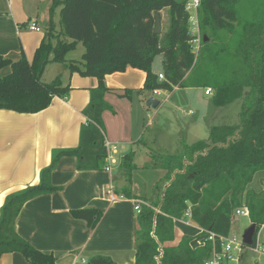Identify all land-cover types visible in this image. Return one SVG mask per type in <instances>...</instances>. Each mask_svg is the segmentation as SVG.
I'll list each match as a JSON object with an SVG mask.
<instances>
[{
	"label": "trees",
	"instance_id": "16d2710c",
	"mask_svg": "<svg viewBox=\"0 0 264 264\" xmlns=\"http://www.w3.org/2000/svg\"><path fill=\"white\" fill-rule=\"evenodd\" d=\"M186 1L52 0V14L61 7V34L68 40L59 36L54 43L51 30L31 61L25 54L18 60L0 55V109L36 113L48 108L55 96L68 94L71 86L64 85L61 76L46 83L42 75L50 62L66 63L65 56L79 43L86 51L82 61L69 64L71 71L99 81L83 111L88 123L81 128L78 146L55 149L37 184L6 197L0 212V258L21 252L33 264H58L54 253L36 248L18 233L16 220L29 200L62 189L52 182V174L63 157L76 156L80 170L104 168L107 148L102 114L110 108L105 99L110 90L105 78L128 67L147 73L144 92L204 87L212 88L217 108L243 101L239 124L211 126L208 139L185 145L177 154L164 157L151 152L153 167L165 170L166 184L161 187L162 179L156 186L161 188V198L143 205L137 215L135 264H205L213 244L193 243L205 233L182 234L176 226L189 207L191 220L219 237L230 235L235 210L247 204L251 222L257 225L256 244L264 224V190L256 192L249 184L264 170V0H201L197 54L191 43ZM166 8L170 29L156 34L155 13ZM159 54L163 55V80L152 71ZM6 68L10 72L1 75ZM132 92L126 89L124 95ZM136 168L132 150L121 161L127 182L122 194L129 197H133ZM71 213L86 220L91 229L104 215L97 207L73 208ZM86 264L117 263L109 256L97 255Z\"/></svg>",
	"mask_w": 264,
	"mask_h": 264
},
{
	"label": "crops",
	"instance_id": "0c3cea01",
	"mask_svg": "<svg viewBox=\"0 0 264 264\" xmlns=\"http://www.w3.org/2000/svg\"><path fill=\"white\" fill-rule=\"evenodd\" d=\"M39 2L45 6L50 5L47 0H0V55L18 60L25 54L31 61L36 49L51 30L54 35L62 31V25L56 26L52 15L39 10ZM164 11L165 9L160 14ZM39 22L43 25L47 23L45 35L30 29V24ZM64 64L68 69L66 78L60 74L50 80L43 74L42 80L50 83L61 76L64 85L71 86L68 94L55 96L48 108L36 113L0 109V212L9 194L40 181V172L51 163L55 149L76 147L80 142L81 128L88 123L83 111L90 102L92 89L98 87L99 81L95 76L71 71L69 62ZM6 69L10 72V68ZM163 72L154 73L160 75ZM146 77L144 70L128 67L124 72L108 74L105 78V83L110 88L105 99L110 108L102 114L103 132L105 139L118 148L113 156L115 162L110 164L111 170L106 169L109 162L107 159L102 169L80 170L76 156L63 157L52 174V182L62 189L29 200L16 220L18 233L36 248L54 253L58 264H86L97 255L109 256L117 264L136 262L135 232L138 214L135 212L134 201L141 199L150 205L152 201L161 198L162 192L161 188H157L151 197H138L131 186L133 197L122 194L127 186L121 169L122 158L132 150L136 156L138 147L148 144L147 141L140 140L153 125L151 120L147 121L152 108L146 104L148 97L158 99L159 94L170 92L167 99H171L180 90L197 88L175 87L172 91L144 92ZM198 88L201 90L200 100L206 102L205 113H211L215 110L212 108H217L212 101L213 90L212 94H207V88ZM126 89L133 91L131 96L124 95ZM206 96H210L211 100L207 101ZM206 117L203 114L198 119ZM153 165L150 168H154ZM113 166L119 167V171L115 172ZM155 169L164 171L161 168ZM260 173H264V170L255 175ZM119 176L126 182L121 188L116 186ZM260 179L261 186H253V178L249 188L256 192L264 190V175H260ZM165 184L164 181L161 187ZM111 187L118 196L125 198L112 201L108 193ZM88 207L104 211L94 229L88 226L86 220L76 218L71 213L73 208ZM176 226L182 234L194 235L187 228ZM197 226L200 232L201 228ZM0 264L33 263L21 252H11L2 255Z\"/></svg>",
	"mask_w": 264,
	"mask_h": 264
},
{
	"label": "rangeland",
	"instance_id": "374dc122",
	"mask_svg": "<svg viewBox=\"0 0 264 264\" xmlns=\"http://www.w3.org/2000/svg\"><path fill=\"white\" fill-rule=\"evenodd\" d=\"M47 1L50 4L48 6L39 2V10L47 11L49 15H52L55 25L60 27L61 7L56 8L52 14L51 0ZM247 1L252 3L254 2V0ZM161 19L162 34H164L169 31L171 25L169 9H165L161 15ZM36 25L40 28L39 33L45 35L47 23L43 25L39 22ZM59 36L61 38L63 37L61 32L56 33L55 36H53L54 43H57L56 38ZM64 39L68 40L65 36ZM85 51V45L83 43H79L74 50L65 56L66 58L68 57L67 62L70 64L82 61ZM152 70L155 73L163 71L162 54L155 57ZM67 71L68 69L64 63L50 62L47 65L46 72L43 74L44 77H49V79L52 80L55 76L60 74H63L64 78H66ZM7 72L8 70L5 69L2 71L1 75L7 74ZM168 93L170 92L158 95V100L161 101V104L157 108H151L150 115L147 116V121L151 120L153 125L146 130L143 139L140 140L142 142L147 141L149 145H140L137 149L135 163L138 168L133 172L131 186L133 192H135L138 197H151L154 194V191L157 190L156 186L158 185V182L162 181V178L163 181L161 184L164 183L165 170L162 171L160 169L150 168L151 164L153 165L155 161L151 156L152 151L159 154V156L164 155V157L177 154L184 148L185 145L192 144L198 140L208 139L210 126L224 124L237 125L240 123V112L243 102L242 99L236 100L219 109L212 108L215 110H212L211 113H205L204 104H206V102L200 100L201 90H199L198 87L193 90H180L175 93L171 99H167ZM190 97H192V100H190ZM206 97L208 99L207 101L211 100L210 96ZM216 109L218 112H216ZM203 114H206L207 117L199 120L198 118H202ZM113 167L115 168V172L119 171V167ZM260 175H264V173H260L258 176L255 175L253 186H261L262 180L260 179ZM116 183L118 188H121L125 186L124 184H126L122 176H119ZM119 198L123 199L125 196L122 197L120 195ZM135 212L136 214L139 213L138 211ZM176 224L179 227L187 228L189 232L194 234L193 236L198 235L199 227L188 217L178 220ZM251 224L252 222L250 217L234 213L230 236H236L238 240H242L245 230ZM256 239L258 245H261L259 253H255L249 247H246L244 248V254L242 256L235 254V259L225 261V264H264V224L259 229ZM194 243L197 244L198 240H195Z\"/></svg>",
	"mask_w": 264,
	"mask_h": 264
},
{
	"label": "built area",
	"instance_id": "2783aa9c",
	"mask_svg": "<svg viewBox=\"0 0 264 264\" xmlns=\"http://www.w3.org/2000/svg\"><path fill=\"white\" fill-rule=\"evenodd\" d=\"M201 0H187L186 1V10L189 12V23H190V30L189 33L192 36V46L194 52L197 54L200 49V42H201V27H200V19H199V8L201 6ZM31 30L40 31V28L35 24H30ZM160 80H163L165 77L163 74L159 75ZM160 89L154 91V93H158ZM207 94H212V88L206 89ZM105 146L107 148V161L108 165L106 167L107 170H111V165L115 162L114 154L117 153V145L111 143L107 139H105ZM110 194V198L112 201H115L119 198V196L114 192L113 187L108 190ZM135 210L140 212L142 210V206L147 203L141 199H136L135 201ZM236 214L242 216H250V208L247 204L242 205L241 207L235 210ZM191 208L189 207L186 211V216L191 220ZM192 221V220H191ZM203 231L202 237L198 240V244L203 245L205 241H211L213 244L211 255L205 260V264H225V261H230L235 259V254L242 256L244 254V248L249 247L253 252L259 253L261 245L254 243L253 245H247L242 240H238L236 236L231 237L228 236H219L211 230H203L201 228L200 232ZM219 239V240H218ZM218 240V241H217ZM218 244L220 246L218 247ZM264 253V250H263ZM158 260L161 259V256L157 257Z\"/></svg>",
	"mask_w": 264,
	"mask_h": 264
},
{
	"label": "water",
	"instance_id": "95a60500",
	"mask_svg": "<svg viewBox=\"0 0 264 264\" xmlns=\"http://www.w3.org/2000/svg\"><path fill=\"white\" fill-rule=\"evenodd\" d=\"M161 14L160 12L155 13V29L154 32L156 34L162 33V21H161ZM147 106L152 108H157L160 104V100H158L154 96H150L146 102ZM257 231V225L252 223L244 232L243 234V242L247 245H253L255 243V234Z\"/></svg>",
	"mask_w": 264,
	"mask_h": 264
}]
</instances>
